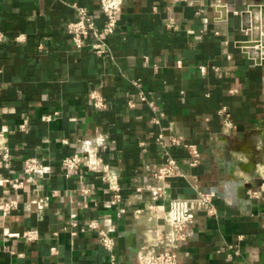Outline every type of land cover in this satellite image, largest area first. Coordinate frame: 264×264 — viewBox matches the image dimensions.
Listing matches in <instances>:
<instances>
[{
	"label": "crops",
	"instance_id": "obj_1",
	"mask_svg": "<svg viewBox=\"0 0 264 264\" xmlns=\"http://www.w3.org/2000/svg\"><path fill=\"white\" fill-rule=\"evenodd\" d=\"M212 1L170 6L166 0H125L118 29L106 38L109 51L98 55L76 48L66 27L75 4L102 27L99 0H0L6 34L0 43V132L7 130L4 144L11 151V166H0V176H20L29 156L44 158L54 172L25 187L6 224L13 231L35 229L39 237H6L0 226V264H113L97 231L86 225L109 216L116 226L114 264H137L138 249L168 229L164 219L134 211L151 201V172L164 161L157 139L170 133L198 144L202 159L191 167L185 148L169 149L185 175L168 179L161 202L168 207L174 198L208 194L215 209L197 212L189 239L180 244L181 264H264V64L256 49L244 46L255 38L243 17L219 12ZM227 1L229 7L242 9L248 1L264 9V0ZM171 16L177 27L168 26ZM93 89L102 92L106 109L93 106ZM140 92L156 100L159 123ZM132 96L135 107L128 104ZM222 106L234 122L229 131L218 114ZM25 119L29 125L22 130ZM100 136L107 142L99 153L122 188L118 205L101 174L83 166L66 177L61 170L82 139ZM8 191L1 185L0 197ZM47 196L49 206L37 212L32 201ZM118 208L125 212L119 215Z\"/></svg>",
	"mask_w": 264,
	"mask_h": 264
},
{
	"label": "built area",
	"instance_id": "obj_2",
	"mask_svg": "<svg viewBox=\"0 0 264 264\" xmlns=\"http://www.w3.org/2000/svg\"><path fill=\"white\" fill-rule=\"evenodd\" d=\"M125 0H99V8L104 17V24L98 27L93 20L92 15L88 10L82 6L75 4L74 8L76 15L74 19L70 20L67 24V32L70 35L74 45L79 50L88 47L98 55H104L109 51V45L106 38L114 35L118 29L119 21L122 15V9ZM167 4L173 6L175 4L184 3L194 6V0H166ZM227 0H213L211 6L217 8L222 13L224 10L241 15L243 17L244 29L251 32L254 36L255 46L259 53L260 63L264 64V21L254 17H246L245 13L249 9L255 7L262 8L263 4H256L246 1L244 7L239 9L229 7ZM201 11V10H199ZM198 11V12H199ZM207 21V19L205 18ZM223 21V15L218 18ZM177 19L171 16L168 23L169 27H177ZM219 33V31H216ZM6 34L0 30V43L4 42ZM18 41L25 40L24 35L16 37ZM251 40V39H250ZM248 40L250 43L253 40ZM181 63V61H179ZM205 70L204 67L201 68ZM138 85V82H135ZM236 90H232L235 92ZM90 100L93 106L98 110L106 109L108 103L99 89H93L89 93ZM139 100L147 104L156 115L153 122L159 123L157 114L160 112L158 104L155 99L144 92L139 93ZM130 107H135L137 101L135 96L128 99ZM264 112V105H263ZM162 114V113H161ZM218 114L222 119V124L225 130L229 131L233 128L234 122L231 113L227 106H222L218 110ZM59 115L58 112L47 116V120L51 121ZM29 125L28 120H24L20 124V129L25 130ZM6 129L0 132V166L3 168H10L11 166V151L8 145L4 144ZM167 138L165 139V137ZM107 142L106 136L96 138H85L80 141V148L71 155H67L62 159L61 170L66 177L74 175L81 167L85 166L91 172L101 174L102 179L109 184V189L113 192L112 201L118 205L123 200L122 188L118 183L117 174L110 171V165L107 163L99 153V149L104 147ZM157 142L164 150V161L155 170L151 172L152 180L156 184L149 187L151 201L143 208H137L134 213L136 216L149 213L156 220L164 219L168 229L162 239L159 241L142 245L136 253L137 264H181V254L179 253L180 244L186 242L191 234V228L196 223V214L199 211L207 209L210 213H215L212 206L213 197L206 194H201V197L187 199V198H174L169 202L166 207L164 202H161L167 194V187L165 183L168 179L184 176V171L179 163V160L174 157L169 149L171 147H183L190 156V166L196 167L201 163L202 153L198 144L189 142L183 136H178L170 133L169 135L161 134ZM143 146L145 142L141 143ZM146 150V148H144ZM54 174L51 165L41 157L29 156L24 160L23 173L18 177L0 176V186L7 185L9 187L8 193L0 197V226L3 228V234L6 237H21L27 240H35L39 237V233L35 229H26L24 231H13L7 224L8 218L11 213L20 207L22 192L27 185L35 184L38 178H48ZM88 193V189H83ZM137 191H142L139 187ZM59 190L54 189L51 192L52 196H57ZM256 197H259L262 192L255 191ZM32 203L35 205L37 212L43 213L49 206L50 198L41 197L35 198ZM123 208H118V214L124 213ZM72 226H77L76 221L71 222ZM89 228L97 231L101 244L111 254L113 264L115 262V249H116V226L114 220L109 217H104L102 221L92 219L86 224ZM238 248V247H237ZM51 252L56 253L57 248L51 247ZM238 252V249L236 250Z\"/></svg>",
	"mask_w": 264,
	"mask_h": 264
},
{
	"label": "bare ground",
	"instance_id": "obj_3",
	"mask_svg": "<svg viewBox=\"0 0 264 264\" xmlns=\"http://www.w3.org/2000/svg\"><path fill=\"white\" fill-rule=\"evenodd\" d=\"M256 15H261V16H263L264 17V9L263 8H259V7H255V8H251V9H249L248 11H246V13H245V16L246 17H249V16H251V17H254V16H256ZM255 44H256V42H255V40H253L252 42H250V43H246L244 46H245V48L247 49V50H249V51H254V46H255Z\"/></svg>",
	"mask_w": 264,
	"mask_h": 264
}]
</instances>
